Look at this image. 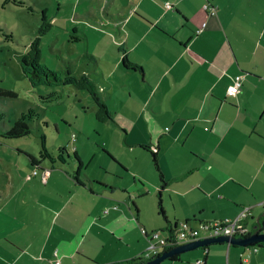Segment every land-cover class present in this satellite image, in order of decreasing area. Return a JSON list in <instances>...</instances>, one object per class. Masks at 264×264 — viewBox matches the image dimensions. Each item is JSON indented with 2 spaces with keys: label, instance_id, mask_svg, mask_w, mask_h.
Returning <instances> with one entry per match:
<instances>
[{
  "label": "crops",
  "instance_id": "crops-1",
  "mask_svg": "<svg viewBox=\"0 0 264 264\" xmlns=\"http://www.w3.org/2000/svg\"><path fill=\"white\" fill-rule=\"evenodd\" d=\"M165 1L172 7L167 8ZM159 2L165 10L158 13L147 5L142 6L140 14L133 10L136 17L131 16L133 26L126 32L127 50L117 62L120 65L123 56L130 60L133 53L136 59L132 61L141 67L140 70L123 65L128 79L122 85L128 88L129 96L133 90L148 89L156 84L165 86L155 95L158 102L154 108L144 110L141 117H146L149 111L161 115L170 113V134L161 132L154 142L153 132L143 129L142 133L149 135L145 137L149 142L143 139L140 144L127 143L122 147L130 154L125 162L105 149L103 155H107L109 161L104 165H95L94 158L90 161L78 158L75 153L82 170V182L77 177L74 179L68 168H57L54 161L48 166L36 160L39 171L26 180L20 177L22 188L31 181L33 188L37 183V191L43 192V187L51 180L56 181L55 173L60 172L65 176L63 183L75 193L66 196L58 192V198L63 200L61 204L52 202L50 196H32L28 200L25 196L23 202H29L25 204L31 207L35 199L42 221H46L50 230L57 229L56 233H66L75 226L74 238L78 244L65 246L66 241L58 239V234H50L52 237L44 243H35L27 237L34 235L37 229L28 227L16 215L14 229L21 233L27 231V237L23 241L1 244L0 264H53L57 259L61 264L73 260L72 264H76L74 252L81 249L90 234L99 239V246L106 254L114 252L116 261L113 262L126 261L144 256L143 251L149 247L148 237L141 231L144 238L138 233L132 234L139 231L138 228L148 232L161 230L166 236L167 220L172 225H179L183 220L191 226L216 220L229 222L248 207L245 224L252 231L255 217L264 212V0ZM205 5L214 6L215 12L209 13ZM239 74L244 75L240 89L230 96L228 86ZM160 96L168 99L167 103L160 105ZM156 128L160 132L165 126L160 122ZM125 132L131 133V130ZM154 148L159 171L152 158ZM92 155L95 157L96 152ZM92 166L95 174L90 172ZM99 167L105 171L102 178L97 176ZM153 170L158 180L144 190L143 181L146 177L153 179ZM44 171H48L46 181L42 179ZM38 175L41 176L39 183ZM21 193L22 190H17L5 196L10 203H18L16 200ZM78 196L83 197L85 203ZM137 198H145L149 208L143 209ZM104 205L117 208L110 207L105 212ZM156 209L160 210L158 214ZM121 219L136 228L129 231L121 224ZM2 227L4 232L10 230L9 226ZM209 246L207 251L200 247L203 257L199 256L200 252L195 258L181 254L178 260L166 259L165 262L192 264L194 259H203L204 264H264V251L259 247L257 251L254 246L247 247L250 250L246 254L242 246L225 242ZM92 256L86 260H92ZM112 260L105 264L113 263Z\"/></svg>",
  "mask_w": 264,
  "mask_h": 264
},
{
  "label": "rangeland",
  "instance_id": "rangeland-1",
  "mask_svg": "<svg viewBox=\"0 0 264 264\" xmlns=\"http://www.w3.org/2000/svg\"><path fill=\"white\" fill-rule=\"evenodd\" d=\"M159 3V0H0V87L14 90L17 94L16 97L0 95V245L10 240L23 241L27 237V231L23 230L21 233L20 230L14 229L16 215L28 227L37 229L34 230V235L27 237L33 239L35 243H44L56 234L58 239L66 241L65 246L77 243L74 238L75 226L66 233H56L57 229L50 230L46 221H42L35 199L31 201V207L25 204L29 202H23L25 196L28 197L26 200L32 196L35 198L50 196L52 202L58 201V204H61L63 200L58 198V192L66 193V196L75 193L63 183L65 176L60 172L55 173L57 185L55 180H51L48 186L43 187V192L37 191L39 190L36 188L39 186L37 183H34L33 188L30 185L31 181L28 182L27 187L22 188L19 178L29 179L33 176L34 169L39 171L32 157L48 166L54 161L57 168H68L72 177L74 179L77 177L82 182V170L75 159L76 155L87 161L94 158L95 165H104L109 161V157L103 155L105 149L125 162V157L130 154L123 151L122 147H126L127 143L140 144L143 139L149 142V139H145L149 135L143 134V129L153 132L154 142H157L161 132L170 134V113L161 115L151 114L149 111L146 117H141L144 110L154 108L158 102L155 95L161 93L165 86L156 84L148 89L133 90L132 95L129 96L128 88L122 85L123 82L126 84L128 79L124 76L123 63L119 65L117 62L127 50L124 45L126 32L133 26L131 16L136 17L133 10L139 13L142 6L147 5L158 13L165 10ZM45 19L51 22L52 27L42 36L41 62L47 64L50 69L61 70L62 74L69 69L76 76L87 78L108 106L113 122L111 120L100 122L95 118L97 105L92 96L84 90H78L72 85L38 87L30 85L21 69L20 59L30 39L38 34ZM133 58L136 59L132 53L129 61L133 62ZM131 72L134 74L133 70ZM159 99L160 105L167 103L168 100L164 96H160ZM158 109L159 106L155 108L156 111ZM20 118L29 125L30 132L21 137L3 136V133L12 127L14 121ZM160 122L165 129L159 132L156 125ZM206 126L210 127V125ZM127 129L131 130V133H126ZM94 151L95 157L92 155ZM63 172L65 173L64 170ZM90 172L95 174L96 170H93V166ZM104 172L99 167L97 176L102 178ZM152 175L153 179L146 177L143 181L144 186L141 187L144 190L151 188L158 180L154 170ZM40 177V175L36 177L38 183ZM30 186L33 189L32 193ZM77 187L82 191L81 187ZM17 190H22L16 200L18 203H10L5 194L12 195ZM77 198L85 203L83 197ZM158 198L159 196L156 195V205ZM137 199L143 209L149 208L145 198ZM97 204L95 203L96 207ZM110 207L112 208L111 205H104L103 209ZM169 210L174 211V209ZM159 212L160 210L156 209V214ZM120 221L129 231L136 228L125 219ZM183 222L182 220L179 224ZM192 225L194 226L189 224V227H198L196 224ZM2 226H9L10 230L4 232ZM138 230L132 234L135 236L138 233L144 238L140 228ZM203 234L199 232L201 237ZM99 245V239L94 234L87 236L81 249H76L74 252L76 264H105L109 259H113L111 262L116 261L112 250L111 255L106 254ZM241 249H244L246 254L250 250L247 247ZM259 249L261 252L264 251L263 248L259 247ZM158 251L161 252L162 249L158 248ZM198 252L201 253L199 256L203 257L202 248L182 254H190L195 258ZM91 254H93L90 257L92 260H86ZM142 254L155 256V253L148 249ZM73 261L64 262L72 264ZM196 261L194 259L192 264H196ZM167 263L163 261L160 264Z\"/></svg>",
  "mask_w": 264,
  "mask_h": 264
},
{
  "label": "trees",
  "instance_id": "trees-1",
  "mask_svg": "<svg viewBox=\"0 0 264 264\" xmlns=\"http://www.w3.org/2000/svg\"><path fill=\"white\" fill-rule=\"evenodd\" d=\"M51 27H52L51 22L45 19L41 27L39 28L38 34L34 38L30 39V42L26 48V51L21 56V59H20L21 69L23 73L25 74V76L28 78L30 85L32 87L72 85L78 90H84L88 92L90 96H92L93 101L97 105L96 119L101 122L113 120L112 113L109 111L108 106L99 97L96 91V88L93 86V84L89 82V80H87V78L78 77L75 74H73L71 70L69 69L66 70L64 74H62L63 72H61V70L50 69L47 66V64L41 62L42 36L46 34V32ZM122 63L125 67H130L133 69L139 68L141 70V67L139 65L127 60L126 56H123ZM0 95L16 97L17 94L14 90L0 87ZM29 132H30L29 125L26 123V121L23 118H20L14 121V124L12 125V127L9 130H7L5 133H3V136L21 137V136L28 134ZM156 153H157L156 151L155 152L152 151V156H153L152 158H153L156 169L159 171ZM32 158L35 161L37 160L34 157ZM160 178L161 180H163V176L161 172H160ZM166 223H167L166 230H168L171 236H173L178 224L175 223L174 225H172L169 220H167ZM249 230L251 232V229ZM169 248H171V246L165 247L164 249H169ZM203 248H205L207 251V246ZM179 257L180 255H173L168 260H171V261L178 260ZM149 259L150 257L139 256V257H135V258H132L126 261L113 262L110 264H143Z\"/></svg>",
  "mask_w": 264,
  "mask_h": 264
},
{
  "label": "built area",
  "instance_id": "built-area-1",
  "mask_svg": "<svg viewBox=\"0 0 264 264\" xmlns=\"http://www.w3.org/2000/svg\"><path fill=\"white\" fill-rule=\"evenodd\" d=\"M167 8H171L172 4L169 1L164 2ZM205 8L208 10L209 13L215 12L214 6L205 5ZM244 79L243 74L236 75L233 78V82L231 85L228 86L227 93L230 96L236 95L239 91L240 86L242 84V80ZM153 151L155 152L156 149L154 148ZM37 170H34L33 174H36ZM48 176V171L42 172V179L46 181ZM114 208H117L115 205ZM108 209L105 211L107 212ZM249 208L245 207L240 214L232 221L225 222V221H213V222H206L200 223L197 228L189 227L186 222H183L177 225L175 233L173 236L168 232L166 236H163L161 230H152L148 232L145 228L141 229V232L148 237L149 240V247L148 250H152L155 253V256L158 255L160 252L158 248L162 250L165 247H173L177 246L195 239L202 238L199 235V232H203V237L209 236H219V235H230V236H247L251 232L249 228L245 224V219L248 216ZM179 226V227H178ZM258 247H254V250L257 251ZM154 256V257H155ZM146 257H150L149 254ZM205 261L200 259L196 262V264H204ZM53 264H61L60 260L57 259L54 261Z\"/></svg>",
  "mask_w": 264,
  "mask_h": 264
},
{
  "label": "water",
  "instance_id": "water-1",
  "mask_svg": "<svg viewBox=\"0 0 264 264\" xmlns=\"http://www.w3.org/2000/svg\"><path fill=\"white\" fill-rule=\"evenodd\" d=\"M264 212L255 217L252 231L247 236H230V235H219L209 236L195 239L177 246H173L169 249H163L159 255L150 257L143 264H160L161 262L169 259L173 255H181L184 252L198 249L200 247L209 246L217 243H228L230 245H237L242 247H260L264 249Z\"/></svg>",
  "mask_w": 264,
  "mask_h": 264
},
{
  "label": "clouds",
  "instance_id": "clouds-1",
  "mask_svg": "<svg viewBox=\"0 0 264 264\" xmlns=\"http://www.w3.org/2000/svg\"><path fill=\"white\" fill-rule=\"evenodd\" d=\"M160 254V253H159Z\"/></svg>",
  "mask_w": 264,
  "mask_h": 264
}]
</instances>
